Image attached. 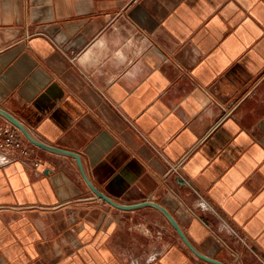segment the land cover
Listing matches in <instances>:
<instances>
[{
	"label": "crops",
	"instance_id": "1",
	"mask_svg": "<svg viewBox=\"0 0 264 264\" xmlns=\"http://www.w3.org/2000/svg\"><path fill=\"white\" fill-rule=\"evenodd\" d=\"M0 109L114 203L264 264V0H0ZM27 142L0 152V264H214Z\"/></svg>",
	"mask_w": 264,
	"mask_h": 264
},
{
	"label": "water",
	"instance_id": "2",
	"mask_svg": "<svg viewBox=\"0 0 264 264\" xmlns=\"http://www.w3.org/2000/svg\"><path fill=\"white\" fill-rule=\"evenodd\" d=\"M0 116L5 118L6 120H8L10 123H12L13 125H15L18 129H20V131L23 133V135L25 136V138L32 143L33 145L48 150V151H53V152H58V153H64V154H70L72 156L75 157L80 170L83 174V177L85 179V181L87 182V184L89 185L90 189L100 198L106 200L107 202L111 203L112 205H114L115 207L118 208H122V209H128V208H134V207H138L141 205H148L151 206L155 209H157L165 218L166 220L169 222V224L173 227V229L177 232V234L179 235V237L182 239V241L184 242V244L192 251V253H194L197 257L206 260L208 262L214 263V264H223L222 262L216 260V259H212L204 254H202L201 252H199L193 245L192 243L188 240L187 236L185 235V233L183 232V230L181 229V227L178 225V223L175 221V219L171 216V214L162 206L153 203V202H149V201H145L141 204H137V205H121V204H117L114 203L112 200H110L108 197H106L105 195H103L102 193H100L99 191H97L92 185L91 183L88 181V179L86 178V175L84 174V171L81 167L80 161L78 156L71 152V151H66L63 149H58L56 147L50 146L48 144L43 143L42 141H40L39 139H37L35 136H33L21 123H19L14 117H12L10 114L6 113L5 111L0 109Z\"/></svg>",
	"mask_w": 264,
	"mask_h": 264
},
{
	"label": "built area",
	"instance_id": "3",
	"mask_svg": "<svg viewBox=\"0 0 264 264\" xmlns=\"http://www.w3.org/2000/svg\"><path fill=\"white\" fill-rule=\"evenodd\" d=\"M27 141L20 129L0 116V152L3 153V162L8 160L6 154L13 149H20L24 152L27 149ZM177 165L173 166L172 170H176Z\"/></svg>",
	"mask_w": 264,
	"mask_h": 264
}]
</instances>
